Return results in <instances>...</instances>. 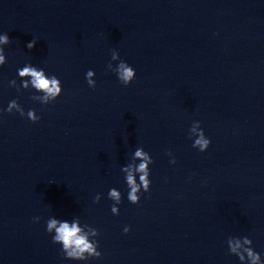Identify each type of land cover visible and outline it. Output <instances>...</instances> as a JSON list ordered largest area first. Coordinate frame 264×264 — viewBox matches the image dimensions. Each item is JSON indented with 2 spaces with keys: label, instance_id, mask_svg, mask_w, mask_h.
Segmentation results:
<instances>
[{
  "label": "clouds",
  "instance_id": "obj_1",
  "mask_svg": "<svg viewBox=\"0 0 264 264\" xmlns=\"http://www.w3.org/2000/svg\"><path fill=\"white\" fill-rule=\"evenodd\" d=\"M10 43V38L7 34L0 35V45H7ZM36 44L35 40H32L27 44L29 49H32ZM112 59H119V54L116 51L112 53ZM6 63L4 49L0 47V66H3ZM111 67V65H109ZM115 72L119 81L127 86L135 78V70L129 66L126 62L121 61L118 66L115 68ZM95 73L92 70H89L86 73L87 83L90 87H95V81L92 77ZM18 76L30 77L31 85L38 91L43 92V97H33V99H41L44 104H47L49 98L53 101L61 94V82L56 76L46 77L45 71L43 69H38L31 64L24 66L22 69H18ZM12 86L16 85V81L12 80L10 82ZM29 81H23L22 87L24 89L28 88ZM13 110H16L20 115H24L23 108L15 101H11L7 108V111L11 113ZM27 116L33 122H36L39 117L32 110H29ZM196 127H191L190 131L197 133V138L194 140L193 147L198 148L201 152L208 149L211 141L205 137L203 130L200 128L199 122H195ZM197 129H199L197 131ZM134 158H138L141 162L135 166V171L140 173L139 183L136 182V179L132 173V165L122 168V171L127 173L126 183L130 189L128 193V200L133 204H138L140 196L138 195L143 189L144 192H148L150 189L151 181L149 179L150 169L149 165L153 163L152 157L148 152L143 148L138 147L134 152ZM175 162L174 160L172 161ZM109 198L114 200L116 204L121 202V193L115 188L109 190ZM100 196L95 197V202H99ZM111 211L113 214H118L119 209L115 206H112ZM47 232L53 233L52 237L54 243L62 245V251L65 254L66 258L73 260H86L89 257L99 258L101 253L97 250L98 243L89 242L87 235L82 234L81 228L77 223H72L71 225L67 221H61L56 218H50L47 221ZM125 232H128L129 229L125 228ZM96 229H92V235H98ZM228 248L231 254H234L242 262L247 261L248 264H262L260 254L253 250L251 247L252 240L247 236L242 238L229 237L227 240ZM87 254V255H86Z\"/></svg>",
  "mask_w": 264,
  "mask_h": 264
}]
</instances>
